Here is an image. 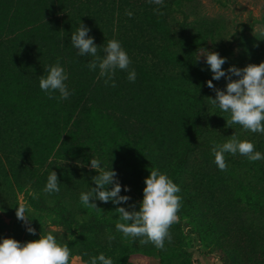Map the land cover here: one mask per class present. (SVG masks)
I'll list each match as a JSON object with an SVG mask.
<instances>
[{
  "label": "trees",
  "instance_id": "1",
  "mask_svg": "<svg viewBox=\"0 0 264 264\" xmlns=\"http://www.w3.org/2000/svg\"><path fill=\"white\" fill-rule=\"evenodd\" d=\"M189 1L163 0V5H156L149 0H0V81L18 83V93L28 98L23 105L38 101L43 109L53 107L35 117L37 125H46L57 136L52 159L35 163L37 157L42 158L33 147L37 146L35 117L29 118L15 105L8 106L0 100V232L7 226L3 216L16 215L18 195L23 193L25 204L31 209L27 215L33 217L31 227L45 231L48 225L63 226L75 238L68 244L70 253L82 252L86 262H90V254L79 249L91 240L120 238L133 246L151 244H140L141 238H125L115 227L119 221L117 207L128 211L140 208L142 199L137 198L121 171L136 167L138 158L143 156L146 177L151 169H158L180 188L178 216L192 217L197 212L208 221L206 232L218 231L226 248L224 264H254L251 239L256 236L264 240V231L257 234L253 225L244 222L247 219L238 217L245 210L255 214L253 219L264 217V159L250 162L239 153H228L224 156L227 171L218 169L212 152L214 134L232 127L222 123V113L213 99L216 89L226 88L228 78L213 79L206 58L199 53L214 51L226 58L222 68L228 73L231 66L243 68L264 62V40L251 44L245 39L237 51L232 42L219 40L215 32L208 42L205 30L196 26L202 18H198ZM127 11L133 15L129 17ZM179 12L183 15L181 20ZM191 14L197 16L193 21L189 20ZM81 23L89 29L88 35L94 39L101 57L108 40L121 43L131 60L128 71L135 70V82L128 80V71L117 70L116 86H106L98 68L89 70L88 62L94 58L79 56L71 44V34ZM58 57L68 76L65 84L72 92L67 100L49 99L39 87L40 76L46 75L45 69L54 65ZM176 70L189 72L193 81L185 87L179 82L174 89L177 99L172 114H167L164 107L153 109L150 116L131 112L143 102L145 85L140 73H153L156 79ZM208 80L215 88L207 86ZM101 109L108 116L109 109L115 114L118 109L129 117L125 118L127 122L120 121L124 133L131 135L128 140L117 135L116 127ZM132 116L141 124L131 122ZM97 129L102 144L109 147L107 154L92 151L90 133ZM209 141L211 149L206 146ZM252 143L264 155V134L257 135ZM92 158L98 159L104 170L116 172L120 195L130 197L126 203L95 200L102 209L99 212L80 203V194L95 187L92 177L98 172L91 169ZM163 158L167 162L159 164ZM50 170L57 173L58 193L43 192ZM214 178L219 183L208 185L206 180ZM127 185L131 188L125 191ZM112 186L107 187L110 190ZM139 186H145L144 182ZM31 193L39 194V198L33 199ZM33 235L35 240L40 238L37 232ZM29 237L32 240L31 233ZM30 240L24 239L23 243ZM175 249V240H167L161 250L162 258H171L173 264H186L184 254Z\"/></svg>",
  "mask_w": 264,
  "mask_h": 264
},
{
  "label": "clouds",
  "instance_id": "2",
  "mask_svg": "<svg viewBox=\"0 0 264 264\" xmlns=\"http://www.w3.org/2000/svg\"><path fill=\"white\" fill-rule=\"evenodd\" d=\"M149 3L163 5V0H149ZM159 12V9L156 10ZM159 14L163 15L162 12ZM126 15L131 17L133 13L127 11ZM89 29L82 23L76 32L71 34V44L82 57L91 56L88 62L89 70L99 69V76L104 78L106 86L115 87V74L117 70L128 71L131 60L121 43L116 40H108L103 48L104 56L98 55V46L94 39L88 35ZM206 58V63L213 73V79L219 80L227 77L226 91L216 89L214 104L230 113L226 126L239 125L244 130L252 133L264 134V62L259 64H248L243 68L231 66L226 73L222 65L226 58L221 57L214 51H201L199 56ZM46 75L39 79L40 89L48 95L49 99L67 100L72 92L69 91L65 81L67 73L60 64L58 57L56 63L45 69ZM228 74L235 75L237 79H231ZM128 80L135 82V70L128 71ZM209 88H215L212 80L207 81ZM74 91V90H73ZM59 93L58 96L55 94ZM215 164L221 171H227L224 154L233 155L239 153L247 157L250 162L264 159L261 152L256 151L254 144L248 140H239L235 135L221 145H213ZM91 169L98 172L92 177L95 187L80 194V203L87 209L101 211L95 200L114 204L127 202L130 197L120 195L121 185L116 179V172L104 170L98 159H91ZM108 185H113L108 189ZM143 199L140 202L138 211H128L125 207H117L115 212L119 214V221L116 223V230L121 232L125 238L135 241L137 238L140 244H153L157 249L163 250L165 240L171 242L170 227L179 222L178 212L181 208V197L178 195L180 188L165 173L158 169H151L150 175L145 178ZM125 186V191H128ZM60 191L57 173L51 171L47 177L43 192L46 194L58 193ZM33 199H38L39 194L31 193ZM91 198V200H90ZM30 207L21 202L16 207V217L27 225V231L35 234L36 229L31 227V219L26 213ZM71 239H75L71 236ZM79 257L72 258L67 243L58 242L56 235L49 232L40 234V238L21 243L14 238H4L0 241V264H77ZM89 264H113L111 258L104 254L91 257Z\"/></svg>",
  "mask_w": 264,
  "mask_h": 264
},
{
  "label": "rangeland",
  "instance_id": "3",
  "mask_svg": "<svg viewBox=\"0 0 264 264\" xmlns=\"http://www.w3.org/2000/svg\"><path fill=\"white\" fill-rule=\"evenodd\" d=\"M189 3L194 4L199 14L198 18H202L199 24L196 23V26L205 30V36L208 42L210 41L211 33L215 32V34L219 36V40L222 39L227 42H232L236 46L237 51L240 46H243L242 44L245 39H248L251 44L264 40V0H190ZM24 16L25 15L21 16L19 19L23 20ZM182 17L183 15L179 12L178 18L181 20ZM196 17L197 16L191 14L189 20ZM14 25L18 24L14 23ZM198 25L202 26L199 27ZM201 58L205 57L201 55ZM140 78L145 85V89L142 91V106L138 103V110L134 109L131 110V112L137 111L140 115L145 113L147 116H150L152 110H157L158 107H164L167 110V114H172L177 99V94L174 89L178 87L179 82L185 87L191 85V81H193L190 77V73L182 70L172 71L168 73L167 76L158 77L156 79L153 73L142 72L140 73ZM19 88L20 86L16 81L4 82L1 80L0 100H2L3 103L5 102L8 106L15 105L22 114L27 115L29 118L46 113V111L49 112L53 108L48 107L43 109L38 101L29 102V106H27V104L23 105L28 98L18 93ZM221 90L226 91V88ZM55 110L56 109H54L53 112ZM58 111L60 114L64 115L63 110L58 109ZM101 111L106 114V110L101 109ZM109 111L110 116L106 114L105 117L116 127L117 135L121 136L123 140H128L131 135L124 133L125 131L120 121L127 122L125 118L129 117L118 109L116 110L117 114L113 113L110 109ZM220 111L222 113V116L219 114L220 120L224 121L222 123L225 124L227 123L226 120L230 118V113L224 112L221 109ZM146 118L149 119V117ZM135 119V116L130 118L131 122L140 125L141 122L135 121ZM37 120L38 117H35L34 126L37 130V146L33 145V147L39 156L41 154L42 158L39 159V157H37L35 163L41 160H45L47 163L48 160L52 159L55 152V150L52 149L55 144H57V136L50 133L51 128H47L46 125H42V123H38L37 125ZM148 121L144 122L147 123ZM152 128H155V126ZM221 128H223V126H221ZM259 134L260 133L246 131L241 126L237 128L232 125L231 129L225 127L223 131L214 134L216 136L213 139V145H221L230 140L233 135L239 140L253 142ZM90 137L92 139L91 148L94 153L99 151L103 152V154H107L109 152V147L102 144V136L98 129L90 133ZM211 145L212 143L209 141L206 146L211 149ZM46 146L48 150H45ZM225 155H228V153H225L224 156ZM138 159L139 162L136 163V167L130 170L128 169L127 171L122 170L121 172L125 174L126 181L132 186L131 188L127 185L129 186L128 189L131 188L137 195V198L143 199V189L146 186V170L142 166L144 157L140 156ZM166 160V158H163L158 163L167 162ZM51 171L54 170H50V172ZM143 182L145 186H139ZM206 182L208 185L219 183L215 178L213 180H206ZM17 201L16 207H18L21 202L25 203L23 193L18 195ZM238 210L236 212H238ZM251 216H255V214H253L251 210H245V212L242 211L241 218L238 217V219L242 221L247 219V221L244 222L253 225V229L256 230L257 234L263 232L264 217L253 219ZM202 217L203 215L197 212L192 217L179 216V224L169 229L172 240H175V250L178 252L181 251L182 254H184V257L187 259L186 264H224L223 251L226 248L223 246L221 238L218 237V231L216 229L206 232L208 221H205ZM209 217L211 218V216ZM3 218L7 226L3 232H0V241L4 238H14L21 243L24 242V239L30 240V233L27 231V225H25L23 221L18 220L16 215L13 217L4 215ZM234 218L237 219V217ZM46 228L47 230L45 231H36L37 235L40 237V234L45 235L52 232V234L56 235L57 239H59L58 242L70 244L74 240H70L71 236L66 233L64 227L61 225H48ZM243 231L242 229V232ZM255 237L256 236H253L251 239V243H253L250 248V256L254 264H264V240L256 239ZM31 238L35 240L33 234H31ZM166 241L167 239L165 242ZM82 249L88 252L87 254H90V257H97L102 253L106 258H111L113 264H173L171 258H162L161 250L157 249L153 244L141 247L133 246L131 244L128 245L127 242L122 241L120 238H105L101 241L91 240L79 250ZM82 254V252L76 250L74 253H71V257L80 258L77 264H89V262L84 261ZM247 254L249 255V253Z\"/></svg>",
  "mask_w": 264,
  "mask_h": 264
}]
</instances>
